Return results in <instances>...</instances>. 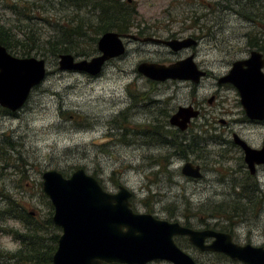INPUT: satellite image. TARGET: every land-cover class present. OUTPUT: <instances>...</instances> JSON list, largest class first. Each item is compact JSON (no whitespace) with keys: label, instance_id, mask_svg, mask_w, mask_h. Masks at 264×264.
I'll use <instances>...</instances> for the list:
<instances>
[{"label":"rangeland","instance_id":"rangeland-1","mask_svg":"<svg viewBox=\"0 0 264 264\" xmlns=\"http://www.w3.org/2000/svg\"><path fill=\"white\" fill-rule=\"evenodd\" d=\"M237 1L241 4L236 5ZM131 3L132 27L128 34L144 33L140 39L147 35L163 40L198 38L195 62L209 73V78L198 87L197 95L188 82L149 83L136 71L139 63L167 65L186 58L193 49L172 52L164 45L124 40L125 53L108 60L99 75L60 72L56 60L61 54L56 59L45 54L49 35L52 37L55 25H64L71 16L81 19L82 28H86L87 35L91 34L96 21L90 5L75 11L74 7L79 5L75 0H0V27L17 41L31 34L28 43L34 44L39 53L32 52L30 57L43 59L46 66L44 80L30 92L20 110L10 115L0 108V210L5 207V196V200L9 198L23 207L30 226H39L38 235L52 239L58 232L48 227L52 209L41 192L40 176L44 171L55 170L68 177L76 169H82L108 191H116L117 185L126 187L133 195L134 211L194 229L207 227L219 231L221 225H230L224 231L234 243L264 247V195L251 192L255 179H249L245 173H234L236 159L242 160L243 155L233 152L229 143L231 131L222 134L216 130L224 119L230 123V130L249 145L260 147L264 127H239L237 121L245 117L240 106L233 115H221L208 103L218 91L216 78L226 75L234 61L248 57L250 43L255 44L257 39V44L264 46V0L253 5L249 0H131ZM227 5L235 7V12L225 8ZM238 12L255 16L257 22L245 21ZM85 41L79 40L77 51L90 49ZM96 54L97 51L89 57L73 56L81 60ZM230 96L236 99L234 92ZM222 97L227 102L231 99L223 94ZM150 100L154 103H148ZM192 102L204 108L189 131L196 138L192 147L198 148L202 155L201 160L196 154L189 156L201 164L203 176L198 180L181 175L183 159L173 158L168 165L164 162L165 169L151 162L150 156L156 151L148 144L153 139L152 131L148 130L151 126L143 127L154 123V117L166 119L177 107ZM135 124L141 126L134 127ZM257 180L264 189V174H259ZM243 195L251 196L253 203L262 201V209L254 211V206L248 204L244 213L231 222L222 221L217 206L224 201H238ZM21 229L18 220H0V246L13 250L16 244L10 242L11 238ZM175 242L197 264H242L223 255L193 250L184 238ZM46 245L49 242L41 243L43 248H50ZM50 245L52 248L54 244Z\"/></svg>","mask_w":264,"mask_h":264},{"label":"water","instance_id":"water-1","mask_svg":"<svg viewBox=\"0 0 264 264\" xmlns=\"http://www.w3.org/2000/svg\"><path fill=\"white\" fill-rule=\"evenodd\" d=\"M125 38L135 39L131 35L121 37L107 32L96 43V56L76 60L70 54H62L56 60V69L97 76L105 62L125 52L122 41ZM139 42L162 44L173 52L196 44L192 38L166 41L143 38ZM263 66L262 55L252 52L248 60L234 62L229 73L220 80L237 88L246 115L256 120H264ZM136 71L143 78L160 83L167 80L198 83L206 75L194 63L192 56L169 65L142 62L136 66ZM45 76L43 59L18 58L0 45V108L10 113L20 110L30 91L40 85ZM197 115L198 112L191 108H178L170 117L169 124L184 129L190 118ZM235 142L244 150L245 161L250 167L252 162L264 164V148L257 152L239 138ZM182 174L194 179L202 177L200 168L190 163L183 167ZM40 178L41 191L52 207L51 221L61 231L52 264H147L152 261L197 264L175 246L173 236H187L191 244L202 251L219 252L232 261L264 264V247L238 245L227 233L194 230L155 219L149 214L134 213L128 202L130 192L127 189L120 187L115 194L107 193L82 169L73 171L67 178L55 170L44 171ZM209 238L213 239L212 243L205 245Z\"/></svg>","mask_w":264,"mask_h":264},{"label":"flooded vegetation","instance_id":"flooded-vegetation-1","mask_svg":"<svg viewBox=\"0 0 264 264\" xmlns=\"http://www.w3.org/2000/svg\"><path fill=\"white\" fill-rule=\"evenodd\" d=\"M95 1H97V0H95ZM106 1L107 2H109V1L115 2V5H114L115 7L114 8H119V9H122L125 6H130V4H132L131 0H124V2L120 1V0H106ZM74 10L77 11L76 7H74ZM129 22H130V20H129ZM129 27H132V26L130 25ZM129 27L127 28V32L126 33H124V34L116 33V34H118L121 37H126V36H129V35L134 36L135 39L125 38L122 41L131 40L132 42L140 43L139 39H140V37L142 35H144V33H139L138 35L128 34ZM107 32H111V31H107ZM107 32H104L101 35H103V34H105ZM139 32H141V31H139ZM111 33H115V32H111ZM147 38H154V37H151V36L147 35ZM187 38L194 39L196 41V44L194 46H191L189 48H185L183 50H187V49L191 50V49H193L192 50L193 52L190 55H188L187 57L192 56L193 57V61L196 64V62H195V59H196L195 50L197 49V46H198V38H193V37H187ZM169 39H175V38H169ZM169 39H164V41L169 40ZM183 39H185V38H183ZM161 40H163V39H161ZM177 40H180V39H177ZM96 43H97V41H96ZM159 45H162V44H159ZM124 47H125V45H124ZM249 48H250L251 51L249 52V55H248V57L246 59L236 60L234 62L248 60L250 58V55H251L252 52H258V53H260L262 55V58H264V50L260 51L253 44ZM183 59H185V58H183ZM180 60H182V59H180ZM176 61H178V60H176ZM174 62H171L169 64H172ZM169 64H167V65H169ZM232 64H231V67H232ZM197 67L200 69V67L198 65H197ZM243 68H246V66H243ZM200 70L206 72V75L204 77H202L199 80L198 83H194V82H192L190 80H167V81H164V82H161V83L160 82H153V81H150V80H147V79L146 80L149 83H155V84H162V83H165V82H168V81H172V82L184 81V82H188V83L192 84L193 88H194V91L197 92L198 91V87L200 85H202L203 80L205 81V79L209 78V73L206 70H203V69H200ZM262 71L264 72V66L262 68ZM226 75L221 76L219 78H216L215 86L217 87L218 91H217L216 95H213L208 100L209 105L213 106V107H216L221 115H233L237 111L238 107L240 106L241 109H242L243 114L245 115V117L243 118V120L237 121L238 125H237V123L235 121H232V123H234L235 125H237L239 127L240 126L241 127H249L250 129H254L256 127H264V120L251 119V118H249L246 115L245 110H244V108H243V106H242V104L240 102V95H239V92H238L237 88L232 83L220 81L221 78L225 77ZM195 92H193V93L197 95L198 92L197 93H195ZM232 92H234L236 94V99H233L230 96V94ZM222 94L227 96V97H230L231 99L228 100V102H227L226 99L222 97ZM143 97L145 98V96H143ZM148 103H154V102L152 100H150ZM178 108H191L192 110L198 112L197 117L190 118V121L188 122L187 126L184 129H182L178 125L173 126V125L169 124L170 117L175 114V112L177 111ZM131 110H133V108L132 109L130 108V111ZM203 112H204V108L202 106L200 108V107L196 106V104L194 102H192V103L188 104V106L177 107L176 110L174 111V113L170 114L169 117L167 116L166 119H161V118L156 116L153 119V121H155L154 123H146V124H144L143 125L144 128H146L148 126H151V129H148V130L152 131L150 133V135L153 137V139H152V141L149 140L148 144H150V146L152 145V148L154 150H156L150 156L151 162H154L158 166L159 162L160 163H164L165 162V163H167L166 165H168V163L171 162V160H173V158L183 159V165H182L181 170H180V173H181V175L183 177H187V176L182 174V169L188 163L192 164L194 167L198 166L200 168L201 173H202V167H201V164H199L200 162L197 161V160L195 161V160H192V159L189 158V156L193 155V154H196L195 157L197 159H199V160H201V157H202L201 152L198 150V148L192 147L193 146L192 144H194V142L196 141V138H195V136H192L193 134L190 135L189 131H190V128L192 126L191 124H192L193 120L199 118L202 115ZM219 125H220L219 128H217L216 130L222 131V134L224 133V131L227 132V133H229L231 131L230 135H231L232 138H231V141L229 143H231V145L233 146L232 147L233 148V152H235V150H236L238 153L243 155V159L242 160H241V158L236 159V162L238 164L236 165L234 173L235 174L245 173V175L249 179H255L256 182L255 183L252 182V183H254V185L252 186L251 192L253 194H258V195H262L263 194L264 195V189L261 188L260 183L257 180V177L259 176V174L260 175L264 174V164H257L255 162H252V166L250 167L249 164H247L246 161H245L244 150L242 149V147L238 143L235 142V139L239 138L248 147H250L252 150L257 151V152H260V151L263 150L264 141H263V143H262V145L260 147H253V146L249 145L243 138H241L233 130H230V128H231L230 123H228L224 119L220 120ZM133 126L137 127V126H141V124H135ZM140 130H145V129H140ZM187 131H188V133H187ZM141 133L142 134H147L149 136L148 133H143V132H141ZM138 135L140 136L141 134L139 133ZM219 141L222 142V139H219ZM216 144H217V142H216ZM227 144H228V142H227ZM240 163H243L245 166L241 167L239 165ZM62 177L67 178L66 176H62ZM187 178H191V177H187ZM191 179H194V178H191ZM95 180L97 181V183L100 185V187L105 192L110 193V194L117 193L120 187H123V188L127 189L124 186L117 185L116 188H115L116 191H113V190L112 191H108L107 189H105L100 184V182L97 179H95ZM195 180H198V179H195ZM257 192H259V193H257ZM132 197H133V195L130 192V197L128 199V202L130 204L131 210L134 213H138V214H148V213H140V212H137V211L133 210L132 205H131ZM51 217H52V215H51ZM155 219H157V218H155ZM163 221H165V220H163ZM167 222H169V221H167ZM169 223H177V222H169ZM177 224H180V223H177ZM180 225L183 226V227H186V228L194 229V228H191L188 225H183V224H180ZM52 229L58 232V234L55 235L56 236L55 242H53V238L51 239V236L48 239H43L40 235L37 234L38 231L36 232V234H33V235H31L30 233H27V235L24 236L25 233H22L21 235L20 234H15L14 237L12 236V238H11L12 240L10 242L11 243H15L16 245H15L13 250L5 249V248L0 246V264H52V261H51L52 255H53V253H54V251L56 249L57 239H58V237H59V235L61 233L60 228H58V227H56L54 225H53ZM206 229L214 230V229L207 228V227L205 229H194V230H206ZM214 231H217V230H214ZM218 232H220V231H218ZM182 238H184L187 241V243L189 244V246L193 250L199 251L200 253H203V254H218V255L225 256L224 254L219 253V252L202 251L201 249H199L196 246H194L193 244H191V242L189 241V238L187 236H173L172 237V240H173L175 246L178 249H181V247L176 244L175 240L176 239H182ZM43 241L44 242H49V245L48 246L46 245V246L50 247V248H43L41 246V243ZM212 241H213V239L209 238V239H206L204 243H205V245H210L212 243ZM232 241H233V239H232ZM51 242L54 244L52 246V248H51V245H50ZM31 248H33V249L37 248V249L36 250H31ZM184 253H186V252H184ZM225 257H227V256H225ZM113 264H115V263H113Z\"/></svg>","mask_w":264,"mask_h":264},{"label":"trees","instance_id":"trees-1","mask_svg":"<svg viewBox=\"0 0 264 264\" xmlns=\"http://www.w3.org/2000/svg\"><path fill=\"white\" fill-rule=\"evenodd\" d=\"M79 5H76V10L80 11L82 8H87L88 4L89 10L95 15L96 24L92 30L91 34H86V28H82L81 19L78 17L71 16L69 19H66L67 22L62 26L55 25L54 30L52 31V37L49 35V40L46 42V50L45 54L52 58L56 59L58 55L62 54H70L74 56H81V57H89L91 54L96 52V41L98 40L99 36L107 31L115 32L118 34H124L127 32V28L130 26L129 16L133 15L132 7L125 6L122 9L114 8L115 2L106 0H76ZM254 3H257L258 0H249ZM230 3V2H229ZM237 4H241V2H236ZM228 10H236L235 7H229V5L225 6ZM230 8V9H229ZM232 8V9H231ZM235 12V11H234ZM89 13V12H87ZM245 21L254 23L257 22L256 17H252L247 12H238ZM90 14V13H89ZM87 14V15H89ZM260 20V19H259ZM84 21V20H83ZM262 21V20H260ZM88 33V31H87ZM257 35H262V33H258ZM25 35H23L24 37ZM256 36V35H255ZM254 36V39H255ZM32 38V35H27L22 40L17 41L10 32H7L0 27V45L4 47V49L10 54L11 52L18 55V58H28L33 55H36L38 52L37 47L34 44H29V39ZM84 38L86 43L89 45L90 49L88 51H77V47L79 45V40ZM252 38V42L254 40ZM257 39L254 40L255 47H257L260 51L263 50L264 46L258 45L256 42ZM11 51V52H10ZM44 55V53H40ZM73 56V57H74ZM1 112L4 114H10L5 110L1 109ZM159 164L165 169V163L162 165L160 162ZM244 191H248L247 189H243ZM244 200L246 203L243 204L240 201ZM5 207L0 210V220H18L22 223L21 232H14V234H22L30 233L31 235L36 234L38 231L39 226H30L28 221V215H24L22 211L23 207H18L16 202L12 200H5L4 196ZM49 204V202H48ZM248 204H252L254 206L252 209L254 211L260 210L263 207V202H255L253 203L251 200V196L243 195L239 196L238 201L236 200H229L221 202L217 206V212L220 214V219L225 222H231L234 217H238L239 213H244V208H247ZM253 211V212H254ZM48 227H52L51 219L48 221ZM230 228V225H221L219 231L225 232L226 228ZM56 236L53 237V242H55ZM37 249V248H36ZM31 248V250H36Z\"/></svg>","mask_w":264,"mask_h":264}]
</instances>
